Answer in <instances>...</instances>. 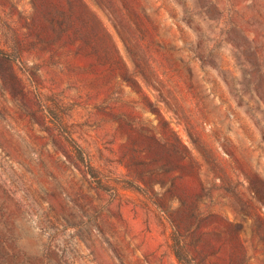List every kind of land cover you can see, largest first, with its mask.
I'll use <instances>...</instances> for the list:
<instances>
[{
    "label": "rangeland",
    "instance_id": "obj_1",
    "mask_svg": "<svg viewBox=\"0 0 264 264\" xmlns=\"http://www.w3.org/2000/svg\"><path fill=\"white\" fill-rule=\"evenodd\" d=\"M111 1L0 0V264H264V0Z\"/></svg>",
    "mask_w": 264,
    "mask_h": 264
},
{
    "label": "trees",
    "instance_id": "obj_2",
    "mask_svg": "<svg viewBox=\"0 0 264 264\" xmlns=\"http://www.w3.org/2000/svg\"><path fill=\"white\" fill-rule=\"evenodd\" d=\"M98 2V5H100L99 7H104L106 4L105 3H107V1L108 2H112L111 0H97ZM112 6V5H111ZM84 8H85V5H84ZM87 8V7H86ZM85 8V9H86ZM103 9V8H102ZM87 10V9H86ZM104 10V9H103ZM111 13H112V11H110L109 12V15L111 16ZM91 14V13H90ZM92 15H93V13H92ZM114 25V27H115V29L117 30V33H119V35H121L120 34V32H119V30H118V24H116V23H114L113 24ZM89 29H91V28H89ZM175 253H176V255H177V257L180 259V258H182V254L180 253V251L179 250H175Z\"/></svg>",
    "mask_w": 264,
    "mask_h": 264
}]
</instances>
